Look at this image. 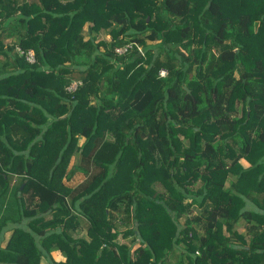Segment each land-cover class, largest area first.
<instances>
[{"label": "trees", "instance_id": "16d2710c", "mask_svg": "<svg viewBox=\"0 0 264 264\" xmlns=\"http://www.w3.org/2000/svg\"><path fill=\"white\" fill-rule=\"evenodd\" d=\"M13 175L0 264H264V0H0Z\"/></svg>", "mask_w": 264, "mask_h": 264}, {"label": "rangeland", "instance_id": "374dc122", "mask_svg": "<svg viewBox=\"0 0 264 264\" xmlns=\"http://www.w3.org/2000/svg\"><path fill=\"white\" fill-rule=\"evenodd\" d=\"M104 37H103V34H98V38H97V41L98 40H102ZM13 38H11V37H8V38H6L5 39V41H4V43L5 44H11V43H13ZM158 43V41L157 40H155V41H153V40H147L146 41V44H148V45H150V46H154V45H156ZM138 44V43H137ZM140 48H141V54H143L144 53V48L142 47V46H140ZM82 139V138H81ZM81 141V140H80ZM81 143V142H80ZM78 159V158H77ZM77 159H75V161L77 160ZM85 169V168H84ZM84 169H80L79 170V172H76V174H74V176H73V179H72V181H71V185H72V187H77V186H81V185H83V184H85V182L89 179V175L94 171V169H95V167H94V169H93V167L92 166H89V169L91 170L90 172L88 171V174H84L82 171H84ZM86 170V169H85ZM17 177H14V176H10V183H12L13 184V186H12V189H10V186H9V193L7 194V196H2L1 198H0V210L2 209V203L3 202H5L6 204H8L9 206H8V209H9V212L8 211H6V210H4V208H3V212H5V213H10L11 214V216L13 215L14 217H12V218H17V214L19 215V210H18V207H17V199H16V197H15V188H16V186H17V184H18V182H15V181H17ZM19 180V179H18ZM70 182V181H69ZM10 190H11V192H10ZM241 230V229H240ZM80 235H83L84 236V233H82V234H80ZM128 240H129V237L127 238V237H125V236H123V235H121L120 236V238H119V241L120 242H123V243H127L128 242Z\"/></svg>", "mask_w": 264, "mask_h": 264}, {"label": "crops", "instance_id": "0c3cea01", "mask_svg": "<svg viewBox=\"0 0 264 264\" xmlns=\"http://www.w3.org/2000/svg\"><path fill=\"white\" fill-rule=\"evenodd\" d=\"M19 1H21V0H19ZM28 1H30V0H28ZM14 41V40H13ZM12 44V43H11ZM15 51H16V48H15ZM81 141L80 142H82V140H83V138L82 139H80ZM244 165H247V163L244 161V160H242L241 161ZM14 177H17L19 180H20V177L19 176H16V175H13ZM17 179V181H15V182H18L19 180ZM12 186H13V184L12 183H10V189H12ZM14 187V186H13ZM10 192H11V190H10ZM9 193V192H8ZM8 204H6L5 202H3L2 203V209L0 210V214H6V216L8 217H10V219L11 220H17L18 218H19V215L17 214V218H12V217H14L13 215L11 216V214L10 213H5V212H3V208H4V210H6V211H8L9 212V209H8ZM247 207L248 208H250L251 207V204L250 203H248V205H247ZM195 213V212H194ZM245 221L244 220H240L238 223H237V225H236V230H237V232L238 233H243L244 232V226H245ZM17 225H22V226H24L25 225V221H21V223H18V222H15V223H8V225L4 228V230L2 231V233H1V235H0V247H3L4 245H5V242H6V240H7V238H8V236H9V234H10V232H11V230H12V228L13 227H15V226H17ZM241 229V230H240ZM12 258V256L10 255L9 257H8V259H11ZM56 261V262H63V261H65V257H64V255L62 254V252L60 251V250H53V251H51L50 252V257L49 258H44V259H42V262H41V264H47L49 261ZM178 259H177V257H175L173 260H172V262H174V261H177ZM186 260H187V263L188 262H190L189 261V258H186ZM21 263H25V260H21L20 261ZM7 264H12V262H11V260H8V262H7ZM191 264V263H190Z\"/></svg>", "mask_w": 264, "mask_h": 264}, {"label": "built area", "instance_id": "2783aa9c", "mask_svg": "<svg viewBox=\"0 0 264 264\" xmlns=\"http://www.w3.org/2000/svg\"><path fill=\"white\" fill-rule=\"evenodd\" d=\"M133 44H136L137 49L140 51V53H142V52H141V48H140V46H139L136 42H129V43L123 45V46L116 47V48L114 49V51H115L117 54H123V53H125L126 51H128V50L132 47ZM16 51H17L18 53H20V54L23 53V51L20 50L18 47H16ZM25 57H26V60H27V61H29V62H33V61H34L33 51H28V52H26V53H25ZM159 75H160V76H165V75H166V71H165L164 69H161V70L159 71ZM80 84H81V82H79V81H74V82H72L70 85H68L66 89H67L68 92L72 93V92H73V91H74V90H75ZM196 253H198V252H196Z\"/></svg>", "mask_w": 264, "mask_h": 264}, {"label": "water", "instance_id": "95a60500", "mask_svg": "<svg viewBox=\"0 0 264 264\" xmlns=\"http://www.w3.org/2000/svg\"><path fill=\"white\" fill-rule=\"evenodd\" d=\"M148 19V18H147ZM21 188H22V186H21Z\"/></svg>", "mask_w": 264, "mask_h": 264}]
</instances>
